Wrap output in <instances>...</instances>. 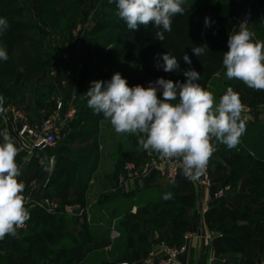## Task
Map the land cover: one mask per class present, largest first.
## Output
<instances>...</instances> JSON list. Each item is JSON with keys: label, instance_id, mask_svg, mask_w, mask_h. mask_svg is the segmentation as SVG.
Wrapping results in <instances>:
<instances>
[{"label": "rangeland", "instance_id": "1", "mask_svg": "<svg viewBox=\"0 0 264 264\" xmlns=\"http://www.w3.org/2000/svg\"><path fill=\"white\" fill-rule=\"evenodd\" d=\"M249 2L250 0H187L184 14H177L173 18L172 31L166 32L164 41H161L154 38L157 28L151 21L147 26L140 25L136 29H127L126 23L117 16L114 0L111 3L109 0H47L44 4L46 7L44 11L38 10L32 3L25 0H0V16L5 17L9 23L6 32L0 35V45L4 46L8 52V59L0 61V89L4 92L5 100L18 105V102L16 103L6 93L10 88V84H16V81L23 83L26 78L25 82H30V77L37 74L39 76L37 81L44 82L47 79L45 72L48 71L50 64L55 66L62 78L63 72L65 71L66 74L68 70L69 61L67 60H69V57L73 56L78 50L82 53L87 48H91L93 54H91L92 52H86L81 63L88 70L91 82L108 80L115 72H120L126 77L130 86L143 84L147 80L159 77L171 79L174 82H182L186 79L183 76L184 69L192 67L197 70L192 64L187 65L184 63L182 59L184 53L187 52L189 56L194 57L192 47L206 43L209 47L212 45V50L217 55L206 52L200 56L201 61L206 62L201 69L203 71L200 78L201 87L212 92L216 102L219 101V98L228 88H232L233 91L238 93L242 104L249 110L246 114L242 113V117H246V123L252 125L264 124V90L249 88L244 82L232 85L231 80L225 76L226 70L222 64L223 53L228 50L229 35L236 32L233 17L238 16L237 14L250 13ZM261 2L264 8V0H261ZM198 6L204 7L195 10L198 9ZM212 7L214 9H211ZM217 16H221L225 21L218 30L213 32L204 28L183 29V27L177 26V22L182 21L183 18L185 23L188 20H194L193 22L198 23V20L209 17L212 23L215 24V20L212 19L217 18ZM248 28L252 31L253 38L259 40L251 23H249ZM39 38L41 42L38 41ZM32 40L36 42H32ZM73 44L75 46H72ZM24 49L27 51L24 52ZM167 51L180 61L181 69L179 71L164 72L156 66L157 59L154 60V65H150L149 56L156 58L157 54ZM29 56H32L33 59H30ZM46 56L49 57L48 60H45ZM60 56L62 62L59 61ZM28 62H31L30 65ZM61 63L62 69L59 67ZM69 70L73 72L72 68H69ZM70 78L72 81L74 75ZM34 90L35 87H32V91ZM89 112L90 120L78 128V133L73 136L75 143L72 146L75 147H70L73 151L80 148V144H88L81 148L82 160L85 162V168L83 167V169H87V172L79 181L76 179L70 183L74 186L77 183H83L85 188L83 187L84 189H81L82 191L79 193L84 191V195L88 194L92 187L90 184H93L94 180L104 184L102 177L109 179L112 176L105 174L107 171L101 161L102 153L100 150H96L97 137L96 135L93 137L89 133L93 126L92 123L95 121L92 110ZM129 134L116 133L113 136V169L115 166H119L124 170L121 173L122 177L129 174L126 169L127 162L134 163L135 172L140 174L146 162L145 155L144 158L140 159L133 157V152L141 147L138 144L139 137L137 134H133V140L126 141ZM123 141H125L124 145L119 143L115 146L116 142ZM214 145L217 147V152L210 160H218L220 168L217 172L213 171L211 173L213 191L227 185L233 190L228 194L226 200L216 203L217 206L213 205L215 207L212 213L206 215V226L209 231H219L218 227L222 222L227 223L228 228L232 230L230 238L227 239L230 252H223V248L217 244V240L210 242V246H213V255L216 257L212 264H238L242 258L249 260L250 264H255L260 260L264 261V165L261 168L259 163L251 158L231 163L228 161L230 157L227 158V154L221 148V143H217L214 139ZM135 159L140 162H136ZM100 164L102 165L101 170L99 169ZM209 166L211 170V161ZM98 170L102 172L101 176L98 177L99 174H96L95 177ZM236 170H239L238 174L235 173ZM242 173L244 176L240 179L239 175ZM122 177H119V179ZM114 179L115 174H113L111 181ZM76 181L77 183H74ZM103 188L101 184L95 186L92 197L96 196L97 198L99 196L98 203H91L93 214H101L106 209L105 213H102L101 219L103 220L97 224L92 222V225L100 229H97V227L95 229L90 228L93 238L81 246V254H75L74 251L69 250L72 248H69L64 252L60 249L59 253L53 256L36 246L30 248L28 252L37 253V259L33 262H24L22 259L25 254L24 250L21 253H11V248H7V243L10 240L16 241L14 237L20 235L19 238H22L25 234H30V231L23 232L25 230H20L21 232L16 233V235L6 234L1 239L0 264H117L118 262V264H124L125 262L140 264L142 259L149 256L151 252L147 253L148 251L145 249L142 248L141 250V248L133 246L131 239L128 238L124 240L122 238L116 243L115 237L112 235L113 226L115 224H126L127 220L135 228L136 234H140L137 228L138 222L124 215L128 205L132 203V199L121 197L113 201V191L108 189L97 195ZM51 193L64 199L50 198L46 195ZM79 193H76L73 187L69 190L68 183L61 180L59 175L54 174L47 186H42L41 190L32 197V201L25 203V207L29 208L36 199L44 198L45 200L50 198L54 200L58 204V210L63 215V220H65L63 221L65 231L71 226L73 218V215L66 212V205L88 203L85 201L86 196L85 198H79ZM153 193H157V191L141 190L137 194L138 199L141 201L147 195ZM41 194L46 196L41 197ZM69 200H76V202L70 203ZM133 201L138 203L137 200ZM122 203L125 206H122ZM186 204L187 206L183 208L187 210L189 217L191 209H196L197 205L193 200L186 201ZM118 206L120 207L118 208ZM180 206L182 205L175 204L167 209L165 220L158 215L156 210L158 205L155 207L150 206L149 209H154L152 213L139 215L138 219L142 222L157 224L162 228L160 230L170 232L181 226L182 221L178 216L183 209ZM111 209L113 212H111ZM177 210L179 211L177 212ZM42 213L39 228L40 230H46V223L53 225V221L48 216L49 210L43 209ZM98 214H95L96 218L99 217ZM29 218H33V216L31 215ZM116 218L118 219L115 220ZM161 222L163 223L160 224ZM27 225L29 226L28 223ZM110 229L111 231H109ZM95 232L103 236L94 238ZM161 238L163 237L161 236ZM255 242L257 243V249H254L253 243ZM61 243L64 246L72 245V241L68 237L60 238ZM21 244L23 248L26 247V244ZM163 245L174 249L178 248L166 243L161 246ZM17 254L21 255L17 257ZM206 257L207 255L204 256V259L202 258L201 264H207Z\"/></svg>", "mask_w": 264, "mask_h": 264}, {"label": "clouds", "instance_id": "2", "mask_svg": "<svg viewBox=\"0 0 264 264\" xmlns=\"http://www.w3.org/2000/svg\"><path fill=\"white\" fill-rule=\"evenodd\" d=\"M113 2V0H109ZM117 16L127 29L147 26L151 21L157 31L154 38L164 41L165 33L172 31L173 18L183 15L187 0H114ZM212 21L205 17V27ZM9 23L0 16V35ZM228 50L223 53L225 76L243 81L249 88L264 90V41L255 40L246 23L239 31L229 35ZM208 45L192 47V53L200 57ZM8 59L6 48L0 45V61ZM183 61L192 64L186 52ZM156 66L164 72L179 71L180 61L169 51L157 54ZM184 81L159 77L147 86H130L127 78L115 72L108 80H95L86 91L87 106L94 114H103L116 133L138 135L143 150L154 151L164 158L180 160V174L195 180L206 169L214 151L212 139L228 149L240 144L246 130V117H242L245 105L238 93L228 88L215 101L212 92L198 83L200 72L189 67L183 70ZM160 92L158 97L157 92ZM3 98L0 97V104ZM19 149L12 137L0 131V239L16 231L29 219L22 192L24 183L18 179L21 167L16 156ZM171 192L163 199H170Z\"/></svg>", "mask_w": 264, "mask_h": 264}, {"label": "crops", "instance_id": "3", "mask_svg": "<svg viewBox=\"0 0 264 264\" xmlns=\"http://www.w3.org/2000/svg\"><path fill=\"white\" fill-rule=\"evenodd\" d=\"M72 46L75 45L73 44ZM86 52L88 53L87 49L83 50L82 53L78 50V52H75L73 56L69 57V60H67L69 61L68 70L66 74L65 71L63 72L62 78L61 74L58 73L55 66L50 64L48 71L45 72V74L47 75V79L44 80V82L40 80L37 81L39 77L38 74L36 76L33 75L32 77H30V82H25L27 78L23 80V83L16 81V85L20 87V90L21 92H23L24 96H18L14 89H12L11 87L8 88V95L13 98L14 101L18 102V105L23 109L31 122L43 121L47 119L49 115L54 111H57L59 115H63L69 111L73 112V117L60 128V138L56 147L32 151L19 149L16 160L18 166L21 167V176L18 179L22 180L24 183L22 195L25 203L28 202L27 199H31L34 195H36L41 190L42 186H47V184L50 182V179L53 177L54 169L58 161H63L66 158L74 160V155H72V152H74L75 150H79L81 154V148L84 145H88H82L78 142L80 144V148H76L73 151H71L72 149L70 148L75 147L72 146L73 143H75L73 141V136L78 133V128L81 125L86 124V121L90 120L89 111L92 110L87 106V97L85 95L91 83L88 75L89 72L81 63ZM48 59L49 57L45 58V60ZM59 61L62 62L61 56ZM59 67L62 69V63L61 65H59ZM69 68H72L73 72L69 70ZM73 75L74 79H72L71 81L70 76ZM32 87H35L34 91H32ZM59 102L62 103L61 110L57 109V104ZM94 117L95 121L94 123H92L93 126L89 133L93 137H95L96 135V139L98 140L96 150L98 149L102 153L101 161L104 165V169L106 168L105 170L107 171L105 174L112 176H110L109 179L103 176L102 178L104 184L98 181L95 182V180L93 181V184H90L92 185V187L89 190L88 194H85V201L88 203H84V205L79 204L81 207L79 212L72 217H80L82 220L85 219L91 229H95L97 227L92 225V222L97 224L99 221L103 220L101 219L102 213L104 214L106 209L103 210L101 214L95 213L99 215V217L96 218L95 214H93L92 212L91 203H98L99 196L97 198L96 196H92L95 186L101 184L104 188L103 190H100L97 195L104 193L105 189H108L113 191V201L121 197H130L132 199V203L128 205V208L126 207L127 210H125L124 215L125 217L135 219L138 222L137 228L139 229L143 241L138 242V246H136L137 248H141L142 250L143 247L141 246V243H144L148 246L147 253L155 252V254L159 255V250L162 244L166 243L178 248H182L184 246L185 250L180 254V259L184 264H201L202 258L204 259V256L206 255L207 257L205 260L207 264H212L216 257L213 255V246H210L211 243H206L203 236L191 235L190 238L185 239L186 234L194 233V231L199 229V227H201L202 231H204L205 233L209 231V228L206 226V215L212 213V210L217 205L211 206L208 213L206 214L202 212V206L204 201H206L210 196V189L199 186L192 180L180 181L186 184L182 186L184 187V189H182L180 193L184 196L188 194L187 196H189V198L194 201L197 207L196 209H191L189 214L190 216L188 217L187 215V222L185 223V225H181L178 229L174 228V230L166 232L160 230L162 228L157 224L154 225L152 222L149 223L140 221L138 219L139 215H149V213H152L154 209H149V207L152 206L153 203L155 206L158 205L156 210L158 211V215L163 220H165L166 218L167 209L173 207L175 204H180H178L177 202H173L169 208H166L164 210V204H161L160 201L163 192L166 189L165 187L167 185V182L160 176H158L155 171L151 174L145 175H142L139 172H137L136 175L131 174L130 176L125 174L126 177H122L123 175L121 173H123L124 170L119 168V166H115L113 169V136L116 134V132L111 126L110 122L104 119L102 113L94 114ZM0 131L7 132L18 147L16 139V125L14 123L4 122V120L0 117ZM126 134L127 133H122V135ZM133 137V134L130 133L126 138V141L128 142L130 140H133ZM119 143H122L124 145L125 141L116 142L115 146H117ZM146 152L147 150H143L142 148L136 149L135 152H133V157L139 159L144 158ZM212 156H214V154L211 155V157ZM210 158L209 163L211 161L212 165L215 162V159L210 160ZM81 160L79 159L74 166L75 171L72 174L73 176H75V180H79L80 176L83 178L87 172V169H83V167L85 168V162L84 160ZM135 160L136 162H140L138 161V159ZM80 163L83 164V167L80 166ZM101 168L102 165L100 164L99 169L101 170ZM100 170L95 173V177L96 174H99L98 177L101 176L102 172ZM113 174H115V179L111 181V179H113ZM119 177L122 178L119 179ZM64 179L65 176L63 175L61 177V180ZM141 190L157 191V193L149 194L144 199L139 201L137 194ZM133 200H137L138 203L134 202ZM123 204L124 203H122V206H125ZM119 207L120 206H118V208ZM133 209L135 211H132ZM178 211L179 210H177V212ZM58 212H60V210ZM111 212H113L112 209ZM180 215L178 216L179 218ZM117 219L118 218H116L115 220ZM162 223L163 222H161L160 224ZM97 229L100 228L97 227ZM113 229L118 233V235L114 238L116 243L122 238V240L128 238L131 239V244L135 246V237L131 233L133 229L129 228L127 224H115V226H113ZM109 231H111V229ZM16 233L18 234V232ZM96 236H99V238H101L103 235L100 236L98 232H95L94 238ZM161 236L163 238H161ZM133 264L138 263L134 262Z\"/></svg>", "mask_w": 264, "mask_h": 264}, {"label": "trees", "instance_id": "4", "mask_svg": "<svg viewBox=\"0 0 264 264\" xmlns=\"http://www.w3.org/2000/svg\"><path fill=\"white\" fill-rule=\"evenodd\" d=\"M25 1L28 3H32L34 7H36L38 10H41V11H44L46 8L44 4L47 0H25ZM248 5H249V11L251 14V19H250L251 26L256 32V36L259 38V40L264 41V8L262 6V2L261 0H250ZM203 7L204 6H198V9H195V10L203 9ZM211 9H214V8L212 7ZM215 9L217 8L215 7ZM212 20H215V24L211 23V26L205 27V24H204L205 18H202L200 21L198 20V23L193 22L194 20L186 21V19H185L186 21L185 23L184 18H183L182 21L177 22V26L183 27V29L204 28V29H207L213 32L214 30H218L219 27L222 26V23L225 21L221 16H217V18H213ZM235 29H236V32L239 31L237 27ZM38 41L41 42V39L39 38ZM32 42H36V41L32 40ZM211 46L212 45H210L209 47L208 45L209 50H207L206 52L211 53L212 55H217L216 52L212 50L213 47ZM87 50H88V53L92 52L91 48L89 49L87 48ZM25 51L27 50L24 49V52ZM91 54H93V52ZM29 57L30 59H33L32 56H29ZM190 57L192 60L193 67H196L197 70L199 69L200 78H201V75L203 74V71L201 69L203 68V65L206 64V62L203 60L201 61L200 57H196V56L194 57L190 56ZM155 59H157V57L155 58L154 56H151V57L149 56L150 65L155 64L154 62ZM28 63L30 65L31 62H28ZM36 64H33V65H36ZM200 81L201 80L198 81L199 84H200ZM240 82H243V81L235 79V78L231 79L232 85H237ZM10 87L16 91L18 96L19 95L24 96L23 92H21L20 90V87H18L16 84L12 83L10 84ZM0 92L2 93V96L5 98V95H3L4 92L2 89H0ZM6 93L8 94V91H6ZM240 140H241L240 144L237 145V147L232 148V149H228L224 144L221 143V148L224 149V153L227 154V158L230 157L228 158L229 159L228 161H230L231 163L241 162L243 161V159L251 158V159H254V161L258 162L260 167L262 168L264 165V124L252 125V124L246 123V130L242 134ZM216 142L219 143L218 141ZM250 151L254 153L253 156L250 154ZM72 155H74L73 156L74 160L70 158H66L63 161L62 160L58 161L54 169V174L59 175L60 179L64 175L65 176L64 181L68 183L69 190L71 189V187H73L75 192L79 193L85 188L83 183L81 182L80 184L77 183V181H79L82 177L80 176L79 180L77 179V181L74 182V183H77L76 186L71 185L70 183L75 181V178H74L75 176H73L72 174L75 171L74 166L78 162L79 159L80 160L83 159V156L80 154L79 150H75L74 152H72ZM218 163H219L218 160H216L215 164L214 163L212 164L211 173H213V171L217 172V170L220 168L219 167L220 163L219 164ZM80 166L83 167V164L80 163ZM235 173L238 174L239 170H236ZM239 176H240L239 178L242 179L244 175L242 173ZM184 185L186 184L179 182V181H175V182H172L171 184H167L165 187L166 189L163 192V195L165 193L171 192L172 196L170 199L165 200L163 199V195H162V198L160 201L161 204H164V210L166 208H169L173 202H177L178 204L182 205L180 206V208L183 209L180 215V221H182L181 225H185V223L187 222V218H188L187 210L184 209L183 207L187 206V204L185 205L186 201L191 200L189 196H187L188 194L184 196L180 193L182 189H184V187H182ZM179 193H180V196H179ZM43 195L44 194H41V197H43ZM46 195L49 196L50 198H60L61 200L64 199L63 197H57L56 194H52V193L46 194ZM79 198H85L84 191L82 193H79ZM66 201L68 200L66 199ZM69 202L70 203L76 202V200H69ZM81 204L84 205V202H82ZM152 207H155L154 203L152 204ZM27 209L30 211L29 217L32 215L33 218H29L26 221L29 224V226H28V229L23 232L30 231L29 232L30 234H25L22 238H19L21 237L19 235V237H14L16 241L10 240L7 243V248L8 247L11 248V251H12L11 253H15V252L21 253L22 250H24L25 254L23 255V258H22L24 262H27V263L33 262L35 259H37V253L34 254L32 252L31 253L28 252L30 248H34L37 246L38 249L51 253L53 256L59 253L60 249L64 252V251H67V249L69 248H72L69 250L74 251L75 254H81L80 252L81 246L89 242L93 238V234L92 232H90V226L85 219L82 220L80 217H73L71 220L72 221L71 226L67 230L64 231L63 221L65 220H63L62 213L60 212H56L54 214L48 213V216L51 217V220L53 221V225L46 223V226H47L46 230H40L39 222L41 221V216L43 215L42 213L43 209L38 208V207L27 208ZM126 224L128 225L129 228L133 229L131 233L135 237V246H138V242L143 241L141 238V234H138V235L135 234L136 233L135 228L130 225L129 220H127ZM218 229L224 234V237L222 239L217 240V244H219V246L223 248V252H230L227 239L230 238V233L232 232V230L228 228V224L225 222H222L219 225ZM20 232L21 231H19L18 233ZM62 237L70 238L73 246L72 245L64 246L63 243L60 244V238ZM1 241L2 240L0 239V243ZM21 243L26 244V247L23 248V246H21L22 245ZM253 245H254V249L258 248L256 247L257 245L256 242L253 243ZM141 246L143 247V249L148 251L147 245H145L144 243H141ZM19 255L21 254H17V257H19ZM238 264H250V261L245 258H242Z\"/></svg>", "mask_w": 264, "mask_h": 264}, {"label": "built area", "instance_id": "5", "mask_svg": "<svg viewBox=\"0 0 264 264\" xmlns=\"http://www.w3.org/2000/svg\"><path fill=\"white\" fill-rule=\"evenodd\" d=\"M251 14L245 13L243 15L234 16V24L235 27L239 29L240 24L246 23L247 27L250 23ZM158 78H153L145 81L142 85L147 86L149 83H155ZM157 95H160V92H157ZM0 97L3 98V103L0 104V117L7 123H14L16 125V139L18 143V149L25 151L32 150H42L46 148H53L58 145L59 142V133L61 126H64L67 121H69L73 117V112L69 111L63 115H59L57 111L52 112L49 117L40 122H31L25 112L15 103H11L2 96L0 92ZM62 103L59 102L57 105V109L61 110ZM245 111L242 112L244 114L248 113V108L245 107ZM212 144L214 145V138L212 139ZM217 152V147L214 145V151L212 154ZM251 155H254L252 151H250ZM145 167L142 171V175L151 174L152 172H156L158 176H161L163 180L167 183L175 182V176L178 173V167L180 164V160L178 158H164L159 153L154 151H147L145 153ZM126 169L128 175L131 174L136 175V170L134 168V163L129 162L126 164ZM192 180L199 186L206 187L210 189L211 193L209 198L203 203V213H208L211 206L219 203L220 201L226 200L228 194L233 190L230 186H224L213 191L212 181H211V170L209 166V161L206 166L205 171L197 177L195 180ZM33 198L27 199V201H32ZM44 198L36 199L32 202V205L29 208L38 207L41 209L49 210V213L58 212V204L55 203L54 200L50 198H46L43 202ZM27 203V202H26ZM31 204V203H30ZM66 212L69 215H75L79 212L80 206L78 204H68L65 208ZM134 210V209H133ZM132 210V211H133ZM28 227L25 222L21 227L17 230H26ZM112 230H114L112 228ZM113 237L118 235L117 231H112ZM191 235L195 236H203L206 243H210L216 239H222L224 234L219 231H207L206 233L202 231L201 227L195 230L194 233L185 235V239L190 238ZM185 250V247L182 248H172L167 245H163L160 248V254H155V252L151 253L149 256L142 259L140 264H184L180 259V254ZM124 264H130L129 262H125ZM255 264H264L263 260L257 261Z\"/></svg>", "mask_w": 264, "mask_h": 264}, {"label": "water", "instance_id": "6", "mask_svg": "<svg viewBox=\"0 0 264 264\" xmlns=\"http://www.w3.org/2000/svg\"><path fill=\"white\" fill-rule=\"evenodd\" d=\"M175 180L176 181H187V178L186 177H184V176H182L181 174H180V171L178 170V173H177V175L175 176Z\"/></svg>", "mask_w": 264, "mask_h": 264}]
</instances>
